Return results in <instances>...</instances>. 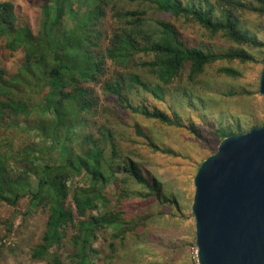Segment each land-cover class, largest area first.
<instances>
[{
    "label": "trees",
    "instance_id": "16d2710c",
    "mask_svg": "<svg viewBox=\"0 0 264 264\" xmlns=\"http://www.w3.org/2000/svg\"><path fill=\"white\" fill-rule=\"evenodd\" d=\"M38 9L35 27L0 1V40L22 54L13 74L0 68V205L26 201L20 225L39 216L33 262L138 264L161 238L140 236L146 207L175 202L148 168L120 155L111 125L133 127L159 150L152 138L102 114L117 109L201 143L240 134L238 114L209 94L220 78L224 99L247 94L230 84L263 63L264 42L242 19L263 17L264 0H43Z\"/></svg>",
    "mask_w": 264,
    "mask_h": 264
},
{
    "label": "rangeland",
    "instance_id": "374dc122",
    "mask_svg": "<svg viewBox=\"0 0 264 264\" xmlns=\"http://www.w3.org/2000/svg\"><path fill=\"white\" fill-rule=\"evenodd\" d=\"M3 1V0H0ZM7 1V0H4ZM20 11L22 23L37 25V16L40 13L38 6L43 0H11ZM134 6H127L132 9ZM244 28L260 41L264 42V16L257 17L250 15L242 19ZM190 39L197 37L194 30L185 33ZM257 60H260L263 51L251 53ZM22 59L21 53H11L4 47V41L0 40V68L5 67L10 74H13ZM111 70V68H110ZM262 72V64H256L246 68L240 73V78L230 84L234 91L246 92L237 98H223V92L228 89L229 83L220 78L214 91L209 96L219 99L224 103L225 108L232 113L238 114L242 132L247 133L254 127L264 124V97L259 93V78ZM98 93L105 104V98L98 90ZM203 96V91L198 93ZM213 110V109H212ZM109 113H117L118 119L124 124H138L152 138L159 150L150 149L144 141L133 135V127L120 124L116 128L111 127L118 133L119 152L122 157L131 158L140 166L148 168L162 185L164 196L172 203L160 204L152 202L150 208L145 211L151 215L148 221V228L140 236L147 235L158 239L151 243L148 253L136 258L138 264H197L195 245V221L191 211L194 195L193 179L200 164L209 156L214 155L221 143L213 138L209 142H198L185 129H174L152 122L142 121L119 110L107 109L103 118L111 116ZM116 116V115H115ZM260 124L259 126H255ZM197 129L205 131L202 122L197 121ZM239 135V134H238ZM78 182V179H76ZM109 207L117 209L115 202H110ZM26 208V201H22L16 208L0 205V247L3 255L0 264H45L33 262L29 259L30 247L37 244L42 231L43 223L39 216L30 219L27 225H20L22 222L20 214ZM118 210V209H117ZM143 211V212H145ZM130 214V213H129ZM12 222L11 233H7V224ZM110 234L113 232L110 231ZM132 242V241H130ZM131 246V244H129ZM9 250H13L9 253Z\"/></svg>",
    "mask_w": 264,
    "mask_h": 264
},
{
    "label": "water",
    "instance_id": "95a60500",
    "mask_svg": "<svg viewBox=\"0 0 264 264\" xmlns=\"http://www.w3.org/2000/svg\"><path fill=\"white\" fill-rule=\"evenodd\" d=\"M193 186L197 264H264V124L223 139Z\"/></svg>",
    "mask_w": 264,
    "mask_h": 264
}]
</instances>
